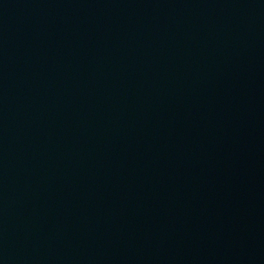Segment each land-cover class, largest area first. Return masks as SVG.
Returning a JSON list of instances; mask_svg holds the SVG:
<instances>
[{
	"label": "water",
	"instance_id": "1",
	"mask_svg": "<svg viewBox=\"0 0 264 264\" xmlns=\"http://www.w3.org/2000/svg\"><path fill=\"white\" fill-rule=\"evenodd\" d=\"M0 264H197L23 0H0Z\"/></svg>",
	"mask_w": 264,
	"mask_h": 264
}]
</instances>
